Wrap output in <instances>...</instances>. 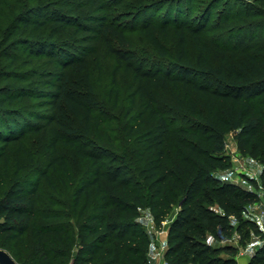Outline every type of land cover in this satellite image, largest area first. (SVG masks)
Masks as SVG:
<instances>
[{
    "label": "trees",
    "instance_id": "16d2710c",
    "mask_svg": "<svg viewBox=\"0 0 264 264\" xmlns=\"http://www.w3.org/2000/svg\"><path fill=\"white\" fill-rule=\"evenodd\" d=\"M77 2L0 0V247L22 264H150L144 217L162 230L173 211L167 264H239L238 247L221 244L220 234L239 232L243 245L258 232L246 214L260 186L245 174L255 186L249 190L220 171L232 165L231 134L239 152L261 164L264 188V0L235 13L229 1L210 0L193 23L144 25L156 61L112 47L118 69L126 64L137 81L123 137L73 89L75 75L90 82L85 52L63 35L79 24ZM226 9L227 22L243 25L211 21L214 10ZM110 33L131 48L119 25L105 24ZM44 56L55 61L52 71L32 66ZM27 98L54 113L21 107ZM65 109L83 131L67 124ZM42 120L53 124L46 141L26 147ZM12 143L19 144L14 161ZM44 158L73 181H60L62 188L51 181ZM77 163L85 169L75 181ZM248 264H264V242Z\"/></svg>",
    "mask_w": 264,
    "mask_h": 264
},
{
    "label": "rangeland",
    "instance_id": "374dc122",
    "mask_svg": "<svg viewBox=\"0 0 264 264\" xmlns=\"http://www.w3.org/2000/svg\"><path fill=\"white\" fill-rule=\"evenodd\" d=\"M76 15H80L78 18V25H72L69 30H65L64 36L77 39V45L79 50L84 51L86 61L88 62L90 70V82L82 80L79 75L72 77L73 89L81 99H86L93 103L94 108L99 115L105 119L112 128L118 129L117 132L113 131V135H124V124L126 111L130 103V97L137 87V81L134 79L132 73H128L125 69L126 64H123L118 69V59L114 49L122 50L126 53H136L143 59L150 61H156L159 56L156 48L149 42L144 25L148 23H160L164 25H173L174 22H189L193 23L196 15L204 8H201L204 4L210 0H181L179 4H161L160 0H77ZM232 6V13L244 8L247 3H253L256 0H227ZM144 5H149L145 8ZM164 5V6H163ZM2 6V5H1ZM228 6V4H227ZM226 7V6H225ZM143 8V9H142ZM219 9L224 8V2L219 4ZM143 12V13H142ZM227 9L219 14V10H214L211 16V21L217 19L220 25H243L244 20L242 18H236L233 21H226ZM142 13V14H141ZM139 15V16H138ZM198 18V16H197ZM219 18V19H218ZM203 21L202 14L198 18ZM261 19V18H260ZM252 18L255 23H262V19ZM103 22H105L103 24ZM119 25L121 29H124L129 39L132 41L131 48L123 44L117 36L110 33L108 38L104 34L105 24ZM61 30L60 27L57 28ZM217 31V30H216ZM216 31H213L212 33ZM62 32V31H60ZM58 33V32H57ZM226 36L224 41H226ZM113 47V48H112ZM38 71H52L55 67V61L51 60L50 56H44L41 60H37L32 64ZM66 73H71V67L65 69ZM35 80L39 79V75L34 77ZM167 97V96H165ZM168 98V97H167ZM43 100L38 98H27L23 105L25 109L41 111L47 115L54 113L50 104H40ZM67 117V124L71 127L78 128L83 131V126L80 120L73 115L69 110L65 109ZM39 121L36 120L35 123ZM40 130L31 132L28 135V142L26 147L35 149L39 148L42 143L46 141L48 137V130L53 124H49L48 120H42L40 122ZM108 133V132H107ZM105 133V134H107ZM227 149L228 153L232 157V165L221 170V173H229L232 176L248 172L251 167L255 168V163L247 156H241L234 152L231 135L227 137ZM19 144L12 143L10 150V156L14 161V156L17 152ZM22 155L23 151L21 152ZM42 169L48 167V174L51 181H73L70 177L64 173L61 167L52 168L48 166L47 159L44 158L40 164ZM82 164H72V170L75 177V181L82 175L84 171ZM240 172V173H239ZM247 174V173H246ZM224 176V175H223ZM224 178H229L224 176ZM43 181H45L43 179ZM60 188L61 184H60ZM175 213L172 211L163 225V229L160 232L168 230L169 225L174 217ZM255 231V230H254ZM235 234V233H234ZM165 235V234H163ZM159 236L153 239V249L165 245L164 237ZM234 236V235H233ZM258 236V237H257ZM163 237V238H162ZM257 238H264V230L258 227V232L253 233L251 238L246 239V244ZM256 238V239H257ZM227 244L231 242H221V244ZM231 244L237 245L232 242ZM246 244H243L241 249L237 246V257L239 264H248L251 254H241ZM228 253V252H227ZM225 252V254H227Z\"/></svg>",
    "mask_w": 264,
    "mask_h": 264
},
{
    "label": "built area",
    "instance_id": "2783aa9c",
    "mask_svg": "<svg viewBox=\"0 0 264 264\" xmlns=\"http://www.w3.org/2000/svg\"><path fill=\"white\" fill-rule=\"evenodd\" d=\"M228 146V144H227ZM251 159V158H250ZM254 163H255V168L251 167V169H248L246 172L248 175L253 176L255 179L257 178V175L259 173V171H256L257 169H261V164L254 159H251ZM257 184L258 186H261V181L257 180ZM249 190H254L255 186L253 184H249L247 187ZM144 219L148 222L149 224V232L150 234L153 236V239H155L156 237H158V235L160 234L159 229H157L156 224H155V220L152 217V215H145ZM165 223V222H164ZM221 235V242H235L237 244L240 243L241 240V234L239 232H235L234 236L232 237H225L222 234ZM263 244V241L259 238H257L254 241H249L244 250L241 252V254H245V253H254L257 251V249ZM165 250L166 247L164 245H162L161 247H157L156 250L152 251L150 250L149 252V263L150 264H157L160 260L163 262V264L166 263L165 260Z\"/></svg>",
    "mask_w": 264,
    "mask_h": 264
},
{
    "label": "crops",
    "instance_id": "0c3cea01",
    "mask_svg": "<svg viewBox=\"0 0 264 264\" xmlns=\"http://www.w3.org/2000/svg\"><path fill=\"white\" fill-rule=\"evenodd\" d=\"M231 135V134H230ZM231 140H232V144H233V150L234 152L240 154L241 156H243L239 150H238V147H237V143L236 141L234 140L233 136L231 135ZM248 157V156H247ZM256 171H259L258 175H257V178H256V181L259 180L261 181V169H257ZM240 173V172H239ZM220 174H222V178L223 180L225 181H228V182H234V183H238L240 185H243L245 187H248V185L250 184L248 178L245 176L246 173H242L241 174H238L237 176H232V174H229V173H221L220 171ZM228 176L229 178H224V176ZM248 175V174H246ZM250 176V175H249ZM253 177V176H251ZM254 178V177H253ZM259 199L258 201H256L255 203H253L250 207H249V211L248 213L246 214V217H249L250 219H252L256 225L261 229V230H264V188L262 186L259 187ZM168 233H169V229L164 231L163 233L160 232V234L158 235L161 236L163 234V236H165L163 239L165 241V247H167V239H168ZM258 237V236H257ZM257 237H254L253 240L251 241H254L256 240ZM263 242H264V238H260ZM213 240V239H212ZM249 242V241H248ZM247 242V243H248ZM236 246H239L241 249H243L242 245L240 244H237ZM156 250V247L153 249V245L151 247V252ZM255 253V252H254ZM254 253H249L251 254V256L254 254ZM157 264H163V262L160 260ZM167 264V263H165Z\"/></svg>",
    "mask_w": 264,
    "mask_h": 264
},
{
    "label": "water",
    "instance_id": "95a60500",
    "mask_svg": "<svg viewBox=\"0 0 264 264\" xmlns=\"http://www.w3.org/2000/svg\"><path fill=\"white\" fill-rule=\"evenodd\" d=\"M0 264H22V263L18 262L8 250L0 247ZM70 264H74V261H72Z\"/></svg>",
    "mask_w": 264,
    "mask_h": 264
}]
</instances>
